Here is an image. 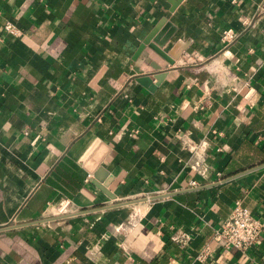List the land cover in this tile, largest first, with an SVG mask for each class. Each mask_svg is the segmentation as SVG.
Listing matches in <instances>:
<instances>
[{
  "label": "crops",
  "instance_id": "obj_1",
  "mask_svg": "<svg viewBox=\"0 0 264 264\" xmlns=\"http://www.w3.org/2000/svg\"><path fill=\"white\" fill-rule=\"evenodd\" d=\"M171 1L0 0V264H264V0ZM162 20L190 44L155 71Z\"/></svg>",
  "mask_w": 264,
  "mask_h": 264
},
{
  "label": "built area",
  "instance_id": "obj_2",
  "mask_svg": "<svg viewBox=\"0 0 264 264\" xmlns=\"http://www.w3.org/2000/svg\"><path fill=\"white\" fill-rule=\"evenodd\" d=\"M3 31L9 34L17 35L16 27L6 22ZM235 37V31L231 27L224 28L221 32V41L225 44L230 43ZM191 185L195 181L190 182ZM262 231V223L252 212L243 205L241 199H236L228 218L215 231L214 237L223 240L226 247H234L242 252L252 248ZM187 233L182 231L179 235L172 237L173 241H179L185 238ZM208 254L207 248H203L197 255V258L203 260Z\"/></svg>",
  "mask_w": 264,
  "mask_h": 264
},
{
  "label": "water",
  "instance_id": "obj_3",
  "mask_svg": "<svg viewBox=\"0 0 264 264\" xmlns=\"http://www.w3.org/2000/svg\"><path fill=\"white\" fill-rule=\"evenodd\" d=\"M179 0L171 1L173 7L177 4ZM164 23L162 20L151 33H149L146 38L142 41V43L138 47V53L145 50L148 53V56L151 59L150 66L156 71L159 70L160 67H164L166 63L173 64L174 59L179 58L183 51L187 49L190 44V41H176L173 46H171L167 51H164L162 47L166 44L167 40L174 33L175 28L172 27L168 31L165 29L168 27L167 25L159 31V28ZM150 77V78H149ZM152 77V78H151ZM139 82H141L144 86L149 87V84L146 85V82H149L151 79H156L157 82L161 79V74L157 72L149 73L145 76L137 78ZM95 177L98 179V172L95 174ZM9 226H5L3 228H7ZM2 228V227H1Z\"/></svg>",
  "mask_w": 264,
  "mask_h": 264
}]
</instances>
